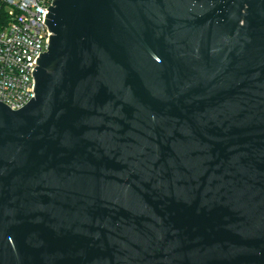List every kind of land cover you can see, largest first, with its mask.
Returning <instances> with one entry per match:
<instances>
[{
    "label": "water",
    "instance_id": "95a60500",
    "mask_svg": "<svg viewBox=\"0 0 264 264\" xmlns=\"http://www.w3.org/2000/svg\"><path fill=\"white\" fill-rule=\"evenodd\" d=\"M47 9L0 101V264H264V0Z\"/></svg>",
    "mask_w": 264,
    "mask_h": 264
},
{
    "label": "built area",
    "instance_id": "2783aa9c",
    "mask_svg": "<svg viewBox=\"0 0 264 264\" xmlns=\"http://www.w3.org/2000/svg\"><path fill=\"white\" fill-rule=\"evenodd\" d=\"M53 1L0 0V101L13 110L35 96L33 69L50 44L45 17Z\"/></svg>",
    "mask_w": 264,
    "mask_h": 264
}]
</instances>
